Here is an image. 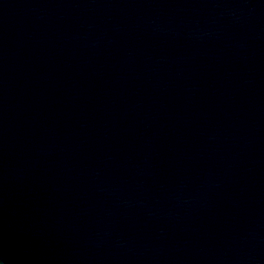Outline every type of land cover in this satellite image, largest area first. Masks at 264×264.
<instances>
[{
	"label": "water",
	"instance_id": "obj_1",
	"mask_svg": "<svg viewBox=\"0 0 264 264\" xmlns=\"http://www.w3.org/2000/svg\"><path fill=\"white\" fill-rule=\"evenodd\" d=\"M0 264H264V0H0Z\"/></svg>",
	"mask_w": 264,
	"mask_h": 264
}]
</instances>
